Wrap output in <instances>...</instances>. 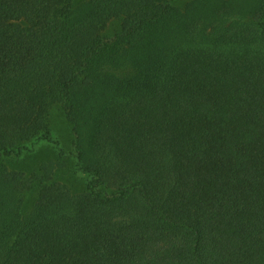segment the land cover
Here are the masks:
<instances>
[{
    "label": "trees",
    "instance_id": "trees-1",
    "mask_svg": "<svg viewBox=\"0 0 264 264\" xmlns=\"http://www.w3.org/2000/svg\"><path fill=\"white\" fill-rule=\"evenodd\" d=\"M0 264H264V0H0Z\"/></svg>",
    "mask_w": 264,
    "mask_h": 264
},
{
    "label": "rangeland",
    "instance_id": "rangeland-1",
    "mask_svg": "<svg viewBox=\"0 0 264 264\" xmlns=\"http://www.w3.org/2000/svg\"><path fill=\"white\" fill-rule=\"evenodd\" d=\"M80 2L83 0H75ZM116 27L112 23L110 30ZM51 132L52 137L57 140L68 154L72 147V134L70 128L63 118L60 110L53 108L51 110ZM32 149L26 150L18 156H12L6 160L9 170L22 171L26 175L38 173L41 170L39 166L43 162L57 161L56 148L50 143H37L30 145ZM74 167V162L71 158H66L64 165L55 169V179L66 185L68 189L73 192H79L83 187L82 175L77 172Z\"/></svg>",
    "mask_w": 264,
    "mask_h": 264
}]
</instances>
